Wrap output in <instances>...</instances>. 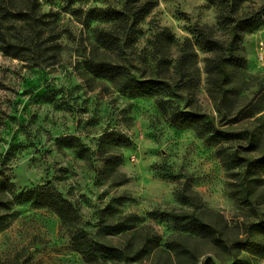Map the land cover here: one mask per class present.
Here are the masks:
<instances>
[{
  "label": "rangeland",
  "instance_id": "rangeland-1",
  "mask_svg": "<svg viewBox=\"0 0 264 264\" xmlns=\"http://www.w3.org/2000/svg\"><path fill=\"white\" fill-rule=\"evenodd\" d=\"M22 1H37L40 16L51 14L41 18V40L22 44L23 60L0 52V264H86L72 238L86 237L92 253L99 243L122 247L125 236L117 225L131 216L139 260L99 256L100 264H200L204 257L206 264H234L232 244L244 264H264V235L255 225L264 217V171L246 206L231 193L237 170L228 171L220 158L222 149L231 159L254 162L264 155V26L240 32L236 55L243 63L227 66L226 98L212 96L218 89L207 84L201 44L205 35L228 43L235 24L262 17L264 0L238 8L227 0L230 7L221 10L208 0L13 3L23 9ZM143 1L150 13L136 28L133 48L125 50L133 77L174 74L171 60H162L175 50L156 36L168 29L180 44L194 45L197 82L183 88L170 81L138 97L88 70L93 56L102 58L96 50L101 39L130 33V27L100 22L98 14L123 11L133 21ZM12 27L23 34L20 25ZM144 55L148 64L141 66ZM178 110L214 122L222 140L207 142L192 129L177 128L171 115ZM49 195L71 206L72 226L63 227L44 206ZM172 213H206L203 219L216 226L226 247L192 230L193 240L179 242V258L164 253L188 234L185 221L162 216ZM247 239L255 243L254 253L244 248Z\"/></svg>",
  "mask_w": 264,
  "mask_h": 264
},
{
  "label": "trees",
  "instance_id": "trees-1",
  "mask_svg": "<svg viewBox=\"0 0 264 264\" xmlns=\"http://www.w3.org/2000/svg\"><path fill=\"white\" fill-rule=\"evenodd\" d=\"M85 0H76V2ZM213 5H215L219 10L229 6V1L227 0H208ZM247 0H232L231 7L235 6L238 8L246 2ZM23 9H18L17 5L13 3V0H0V52L12 57L13 59L23 60L25 57L23 55V43L25 40L33 44L35 41L41 40V35L44 32V23L41 21L42 17H47L49 15H39L38 2L35 1L33 5L29 2L21 3ZM157 5L153 4V7ZM221 6V7H219ZM230 7V6H229ZM227 8V11L229 9ZM234 8V9H235ZM151 8H148V2L143 1L138 9L137 17L131 21L126 18L123 11H111L107 15L98 14L101 16L100 22L105 20L106 24H120L123 26V30H128L134 37H130V33L123 32L124 35L119 34L118 36H109L106 39H101L99 41V48H96L98 52H102V58L95 59L93 56L89 61L88 70L92 74L101 75L103 78L111 81L120 91H129L136 96H145L156 88H163L167 86V83L172 81L176 86H183L187 84H193L197 82L196 73L199 72L197 68V53L195 47L189 41H185L180 44L172 37L168 29H163L157 34V39L166 42L164 45L168 48H173L174 54L169 55L164 58L162 62L170 61L173 65L171 78L168 76L159 75L155 73V77L149 79L139 80L137 77L132 75V63H129L128 55L126 53L127 45L131 44L130 48H133V39L137 38L138 31L136 28L143 23L147 15L150 13ZM225 11V12H227ZM94 14V13H93ZM126 18V19H125ZM100 19V17H99ZM225 22H228L227 17H223ZM222 21V19L220 18ZM13 25L19 26L20 29L24 30L23 34L19 36L13 31ZM48 25V24H47ZM131 25V26H130ZM264 26V14L260 18L249 19L238 24H235L231 29V36L228 43L221 42L214 39L210 35H205L202 37V47L207 53L208 57L204 61V73L206 75L207 84L213 88L218 89L217 96L213 98H226L227 89L226 86L230 85L229 81V71L227 69L228 65H241L243 60L236 55L240 49V45L237 40L240 39V32L242 29L247 28V30L256 31ZM42 30V31H41ZM205 30V29H203ZM206 31V30H205ZM49 33H52L50 31ZM31 38V41L28 38ZM112 40V43L110 42ZM162 43V42H161ZM26 44V45H27ZM129 48V47H128ZM168 58V59H167ZM148 57L143 56L140 59V65L146 66L148 64ZM161 74V73H160ZM174 76V78H173ZM180 84V85H179ZM179 90H182L179 89ZM161 110L166 114V101L161 100L160 103ZM172 123L179 129H192L196 131L200 136L207 137V142L219 143L223 138V132L218 128L214 122L204 121L201 115H198L192 111L178 110L171 115ZM220 158L223 160V164L228 171L237 170L234 174V183L232 185V194L235 199L240 198V203L247 204L246 206H252L251 198L256 192V189L263 183L262 172L264 171V155L260 158L254 159H237L234 157L231 159L226 155L224 149L220 151ZM44 206L52 210L59 217L63 227L72 226L74 219L71 218L72 208L64 200H59L53 195H49L45 198ZM180 215V213H172L169 215H162L166 218H172L175 220L181 219L187 224V235H180V237L175 238L173 245L170 249L164 251V253L173 252L176 258H179V242L185 239L187 242L194 239V230L203 234V239H208L209 242L215 246H224L225 243L220 239L221 233L217 230L216 226L206 223L202 215H207L203 213L202 215H196L195 213L186 216ZM134 217H123L121 222L118 223V232L125 236V244L122 247L111 246L108 244L99 243L96 245V251L94 253L92 250V243L86 237L76 238L73 237L72 241L77 247L78 251L81 253L86 264H100L97 260L99 256L104 259H111L118 262H132L135 263L139 260L141 251H137L136 254L133 253V240L137 235V230L135 227L130 226V222ZM259 233L264 235V217L259 218V221L255 223ZM189 246V245H188ZM249 249V253H254L253 248L255 243L246 240L244 248ZM185 249V248H184ZM231 261L234 264H244L239 258V252L235 251L233 244L231 248ZM184 253H192L190 250L185 249ZM120 256H118V255ZM136 257H131L132 255Z\"/></svg>",
  "mask_w": 264,
  "mask_h": 264
},
{
  "label": "water",
  "instance_id": "water-1",
  "mask_svg": "<svg viewBox=\"0 0 264 264\" xmlns=\"http://www.w3.org/2000/svg\"><path fill=\"white\" fill-rule=\"evenodd\" d=\"M207 260H208V257H204V258H202L200 264H206Z\"/></svg>",
  "mask_w": 264,
  "mask_h": 264
}]
</instances>
